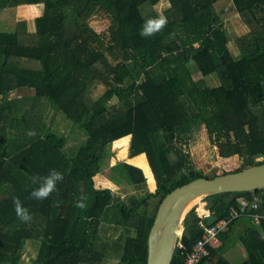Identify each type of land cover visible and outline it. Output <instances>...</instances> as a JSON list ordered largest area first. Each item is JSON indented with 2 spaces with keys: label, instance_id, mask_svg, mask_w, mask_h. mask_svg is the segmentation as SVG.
Masks as SVG:
<instances>
[{
  "label": "trees",
  "instance_id": "obj_1",
  "mask_svg": "<svg viewBox=\"0 0 264 264\" xmlns=\"http://www.w3.org/2000/svg\"><path fill=\"white\" fill-rule=\"evenodd\" d=\"M219 1L0 0V14L22 5L41 8L32 32H17L9 18L2 23L11 30H0V264H22L29 241L36 253L28 264H146L161 200L206 178L183 148L201 128L221 159L240 160L235 172L264 164V0H229L248 28L234 41L237 56L229 50L224 12L214 9ZM160 2L166 6L159 13ZM160 14L168 20L163 31L141 37L144 21ZM95 16L108 21L106 33L89 26ZM217 70L228 85L206 86L203 77ZM99 87L103 92L94 98ZM26 89L32 93L11 96ZM48 105L82 134L77 148L67 150L65 137L44 132ZM166 131L174 137L167 140ZM127 138L128 158L141 156L136 159L155 188L115 201L95 177L113 157L111 145H126ZM51 169L64 177L58 191L43 201L30 198L38 187L31 177ZM125 169L134 185L145 183L139 166ZM252 193L257 209L233 220L198 264H231L225 254L237 243L245 252L239 264H264V190L204 197L211 216L203 223L225 218ZM81 195L87 196L84 210L75 206ZM14 197L31 221L18 219ZM151 198L157 203L150 213ZM202 231L192 208L170 264L185 263Z\"/></svg>",
  "mask_w": 264,
  "mask_h": 264
},
{
  "label": "rangeland",
  "instance_id": "obj_2",
  "mask_svg": "<svg viewBox=\"0 0 264 264\" xmlns=\"http://www.w3.org/2000/svg\"><path fill=\"white\" fill-rule=\"evenodd\" d=\"M165 6H166L165 2H160L156 6V9L160 13ZM229 7H230L229 0H221L214 5V9L217 13L224 12L222 18L224 22V28L230 39L229 50L234 56H237L238 50L235 47L234 41L237 37L245 34L248 31V28L241 22V19L238 17V15L234 11L229 9ZM21 13L23 14V12L20 11V17H19V20H21L20 23L25 22L26 27L28 26L27 30L30 29V27L32 30L33 23L31 24V20L29 19H24L21 16ZM11 14L14 15L13 13ZM35 15L36 13H34V16ZM3 17L5 16L0 14V20H2ZM6 21L3 23L2 21H0V30L3 29L11 30V27L6 28ZM89 26L95 32L99 34H104L106 33L107 30L108 21L103 17L95 16L89 20ZM203 79L205 85L208 87L228 85L227 80L223 77V74H221L218 70L213 74L203 77ZM102 92H103V88L99 87L93 92L92 96L96 98ZM28 93H32V92L26 89L23 91L12 92L11 96L26 95ZM48 130H52L53 132H56L66 138L67 150L70 148H74L75 146L77 148L79 146L78 143L83 139L82 134H79L77 130H73L72 123L69 120H67L62 115V113L58 112L56 109L51 107V105L47 106L45 110V118H44V132ZM164 137L167 140H169L172 139L174 136L171 132L166 131L164 133ZM128 143H129V138H127L126 145L120 147L119 145L117 146L115 143L111 145V150L114 153L113 157L109 159V162L107 163L106 167H104L102 174L97 175L95 177L96 185L99 186L101 184L102 186H109L115 201L118 200L126 201L127 198L130 196H135L136 198H140L152 192L155 188V182L153 180L152 174L150 175L148 174V172H146L144 168L145 165L141 162V160L138 161L136 159L137 157L133 159L128 158ZM183 148L187 152H189L191 161L194 164V166L197 169H200L202 175L207 179H211L215 174L221 175L223 172H235V170L239 169L241 166L240 160L237 157H233L231 159H221L218 156L216 148L209 143L206 136V132L203 128L195 132L193 138L188 142L187 146ZM126 163H132L138 165L143 169L146 175V181L144 184L137 186L130 181L125 169ZM119 178L123 182V184L118 183ZM103 179L107 185L103 183ZM156 203H157V198L149 199L148 211H150V213L153 211ZM201 203H204L203 200L192 203L188 207V211L191 208L195 209L197 206H199V204L201 205ZM119 235H121V231L119 232L118 236ZM35 253H36L35 242L29 241L26 244L24 253L22 254V264H28L34 258ZM231 263L235 264L238 262L234 263L233 261H231ZM102 264H115V263L113 261H106Z\"/></svg>",
  "mask_w": 264,
  "mask_h": 264
},
{
  "label": "water",
  "instance_id": "obj_3",
  "mask_svg": "<svg viewBox=\"0 0 264 264\" xmlns=\"http://www.w3.org/2000/svg\"><path fill=\"white\" fill-rule=\"evenodd\" d=\"M258 190H264V164L211 179L197 178L173 189L158 205L147 237L146 264L171 263L179 237L176 232L182 234L185 216L192 203L210 195Z\"/></svg>",
  "mask_w": 264,
  "mask_h": 264
},
{
  "label": "built area",
  "instance_id": "obj_4",
  "mask_svg": "<svg viewBox=\"0 0 264 264\" xmlns=\"http://www.w3.org/2000/svg\"><path fill=\"white\" fill-rule=\"evenodd\" d=\"M259 198L256 194H251L249 198H240L237 207L229 208L228 215L225 218L218 219L210 226H205L203 221L211 216V212L206 207L205 202L199 204L194 210L197 217L200 219V226L203 231L199 239L192 246L191 251L186 256L184 264H198L204 257L208 255L207 246L214 245L217 242V237L221 232L227 230L228 225L235 219L246 215L247 211L256 210ZM253 220L258 222L259 215L254 214ZM182 234L179 235L176 241V246L181 249L180 244Z\"/></svg>",
  "mask_w": 264,
  "mask_h": 264
},
{
  "label": "clouds",
  "instance_id": "obj_5",
  "mask_svg": "<svg viewBox=\"0 0 264 264\" xmlns=\"http://www.w3.org/2000/svg\"><path fill=\"white\" fill-rule=\"evenodd\" d=\"M167 24V17L163 14H160L156 17H150L144 21L140 30V36L145 38L155 36L157 33L163 31ZM28 135L35 136V132L30 131ZM63 179V174L56 169L49 170L48 174L45 176H40L38 174L32 176L31 182L38 185V187L31 191L30 198L38 201L47 199L53 192L58 191L57 184L62 182ZM86 200V195L79 196L75 206L81 210L86 209ZM13 207L16 216L21 222L27 223L33 219L32 213H30L29 210L24 206L19 197L13 198Z\"/></svg>",
  "mask_w": 264,
  "mask_h": 264
},
{
  "label": "crops",
  "instance_id": "obj_6",
  "mask_svg": "<svg viewBox=\"0 0 264 264\" xmlns=\"http://www.w3.org/2000/svg\"><path fill=\"white\" fill-rule=\"evenodd\" d=\"M20 11L23 12V14L21 13V16L24 18V19H29L31 20V24L34 22V18L37 17L40 13H41V8L40 6H34V5H22V6H18L16 8H14V12H13V9H12V12H9L10 14L13 13L14 15L11 14V16L9 14H7L8 16H5L3 17L2 20L4 19H7L9 18L10 22L12 24L15 25V30L17 32H23V33H26V32H32L34 30V23H33V27H32V30H31V27L30 29L27 30L28 26L26 27V23L24 22H21V20H19V17H20ZM8 11H3L1 13V15H5ZM18 12V14H17ZM34 13H36V15L34 16ZM0 20V21H2ZM8 20V19H7ZM23 23V24H22ZM26 27V28H25ZM138 157H141V156H137ZM136 158V157H134ZM133 159V158H132ZM145 160V158H144ZM146 162V160H145ZM132 164V163H131ZM147 165V163H146ZM138 166V165H137ZM140 167V166H139ZM148 167V166H147ZM141 168V167H140ZM142 169V168H141ZM143 170V169H142ZM144 172V171H143ZM145 175V173H144ZM146 176V175H145ZM103 183H106L103 179ZM106 187V186H105ZM225 258L231 263V261H233L234 263L235 262H238V263H235V264H239L241 263L244 258H245V252L242 248V245L240 243H237L234 247H232L226 254H225ZM231 260V261H230ZM233 264V263H231Z\"/></svg>",
  "mask_w": 264,
  "mask_h": 264
},
{
  "label": "bare ground",
  "instance_id": "obj_7",
  "mask_svg": "<svg viewBox=\"0 0 264 264\" xmlns=\"http://www.w3.org/2000/svg\"><path fill=\"white\" fill-rule=\"evenodd\" d=\"M179 233H180V232H176V235H178V236H179Z\"/></svg>",
  "mask_w": 264,
  "mask_h": 264
}]
</instances>
